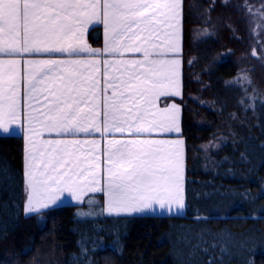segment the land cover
Returning <instances> with one entry per match:
<instances>
[{
	"label": "trees",
	"instance_id": "trees-1",
	"mask_svg": "<svg viewBox=\"0 0 264 264\" xmlns=\"http://www.w3.org/2000/svg\"><path fill=\"white\" fill-rule=\"evenodd\" d=\"M181 0L184 213L107 214L89 194L26 214L24 143L0 134V264H264V63L252 9ZM100 46V25L89 28Z\"/></svg>",
	"mask_w": 264,
	"mask_h": 264
},
{
	"label": "snow or ice",
	"instance_id": "snow-or-ice-1",
	"mask_svg": "<svg viewBox=\"0 0 264 264\" xmlns=\"http://www.w3.org/2000/svg\"><path fill=\"white\" fill-rule=\"evenodd\" d=\"M180 8L181 0H0V53L11 57L32 52L87 53L97 57L24 61L21 126L30 146L25 157L26 212L56 204L63 193L79 200L86 191L102 192L109 212L143 213L153 204L164 208L173 202L183 207V141L169 145L165 141L108 140L101 183L97 141L90 142L93 151L82 159L79 140H36L45 129L58 134L95 131L102 136L157 128L179 132L176 105L150 111L154 97L167 95L168 88L178 94L179 60L151 61L138 72L135 66L146 61L105 59L102 121L97 74L101 63L98 57L122 54V49L139 52L142 47L135 41L141 37H171L170 47L178 48ZM95 22H102L105 28L103 52L91 49L84 38L88 26ZM161 26L171 32H161ZM19 64L15 58L0 59L3 132L21 120ZM157 64L170 65V72H163L155 67Z\"/></svg>",
	"mask_w": 264,
	"mask_h": 264
},
{
	"label": "crops",
	"instance_id": "crops-1",
	"mask_svg": "<svg viewBox=\"0 0 264 264\" xmlns=\"http://www.w3.org/2000/svg\"><path fill=\"white\" fill-rule=\"evenodd\" d=\"M181 12V8H180ZM100 25L103 30V42L100 46H93L90 44L87 38V32L89 28ZM88 30L85 32V40L88 46L91 49L94 50H100L103 52V49L105 47L106 42V35H105V28L102 22H95L93 24H90L88 26ZM171 32V29L165 28L164 26H161V32ZM143 41V43H142ZM136 44L141 45L142 50L139 52L136 51H127L122 49V54H113V55H102L98 57V59L101 61L99 68L100 71L97 74L98 78L100 80V88H101V109H100V117L99 119L103 120V61L105 59L113 60V59H121V60H129V61H146V63L139 64L135 66L136 71L142 72L144 69L148 66V63L151 61H171V60H179V72H178V94H172V89L168 88V94L167 95H159L157 97H154V107L150 109L151 112H157L158 110H163L165 108L171 107V105H176V107L179 109V132L176 131H163L159 128L147 131V132H109L108 134L102 136L101 133L95 132V131H89L87 133L84 132H72V133H56V132H50L48 130H42L40 135L36 137L37 142L39 141H55V140H65V141H71V140H79L81 141V154L82 159L83 156L93 151V145L90 143L91 141L95 140L98 142V146L95 148V154L99 157V163L100 168L98 169L99 176L101 178V183H103V176L105 175L103 168H104V150L107 146L108 140H120V141H129V140H152V141H165L168 142L169 145L172 144V142H175L177 140L183 141V137L181 135V107L180 105L175 102L174 100L166 101L167 99H175L179 98L181 96L182 92V59H181V51H182V41H181V27H180V34L178 39V48L173 49L170 47V45L173 43V39L169 37L166 39L163 35H153L151 37V40H146L145 37H141V40L135 41ZM145 50L148 53L147 57L145 56ZM15 58L20 61V64L18 66V75L20 77L19 79V91H20V99H21V105H20V112H21V120L18 121L14 125H9V131L3 132V130H0V134H15L20 135L23 138L24 143V175H25V157H26V149L30 146L27 144L24 131L21 126L23 122V111H24V105H23V88H24V72H25V64L24 61L27 60H66V59H96L97 57H90L87 53H76V54H68V53H62V52H32V53H22L18 54L14 57L5 55L3 53H0V59H10ZM125 67L133 68V65H126ZM155 67L160 68L163 72L169 73L170 72V65L167 64H157ZM111 72H113L116 75H119V72H116L115 69H110ZM123 71V69H121ZM108 94L111 95V89L108 90ZM40 103L43 104V98H41ZM147 119H151V116H149ZM147 126V125H145ZM43 147L42 145H40ZM182 161H183V179H182V188H183V182H184V141L182 144ZM86 166V165H85ZM25 185H26V179H25ZM26 202L25 207L28 203V191L26 187ZM89 194H104L102 192H90L86 191L85 194L82 196L79 200H74L68 193L61 194L60 200L56 202V204L50 205V207L71 203V204H80L84 198ZM183 196V191H182ZM107 197L104 196V211L107 214H128V213H116V212H109L107 207ZM179 204L173 202L171 205L165 204L164 208H160L158 204H153L152 208L143 212L144 214H174L177 212V206ZM46 208H40L39 210H43ZM38 210V211H39ZM26 212V211H25ZM27 213V212H26ZM143 213H132V214H143Z\"/></svg>",
	"mask_w": 264,
	"mask_h": 264
},
{
	"label": "rangeland",
	"instance_id": "rangeland-1",
	"mask_svg": "<svg viewBox=\"0 0 264 264\" xmlns=\"http://www.w3.org/2000/svg\"><path fill=\"white\" fill-rule=\"evenodd\" d=\"M252 19H253V32L255 34L256 40H257V49L258 53L261 55V60L264 63V4H260L253 8L252 10ZM177 212L178 213H184V203L183 207L180 205L177 206ZM32 212H27L26 214H29Z\"/></svg>",
	"mask_w": 264,
	"mask_h": 264
}]
</instances>
